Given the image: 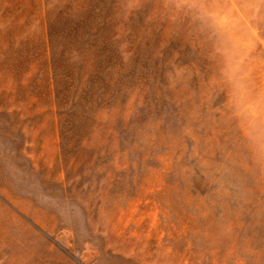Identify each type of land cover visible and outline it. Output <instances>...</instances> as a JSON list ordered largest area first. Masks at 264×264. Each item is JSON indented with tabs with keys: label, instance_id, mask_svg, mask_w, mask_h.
Wrapping results in <instances>:
<instances>
[{
	"label": "rangeland",
	"instance_id": "1",
	"mask_svg": "<svg viewBox=\"0 0 264 264\" xmlns=\"http://www.w3.org/2000/svg\"><path fill=\"white\" fill-rule=\"evenodd\" d=\"M0 264H264V0H0Z\"/></svg>",
	"mask_w": 264,
	"mask_h": 264
}]
</instances>
